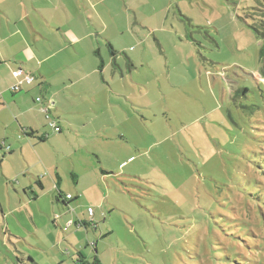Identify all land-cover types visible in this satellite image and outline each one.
<instances>
[{
  "label": "rangeland",
  "instance_id": "obj_1",
  "mask_svg": "<svg viewBox=\"0 0 264 264\" xmlns=\"http://www.w3.org/2000/svg\"><path fill=\"white\" fill-rule=\"evenodd\" d=\"M128 4L92 15L82 130L0 147V264H264V0Z\"/></svg>",
  "mask_w": 264,
  "mask_h": 264
},
{
  "label": "crops",
  "instance_id": "obj_2",
  "mask_svg": "<svg viewBox=\"0 0 264 264\" xmlns=\"http://www.w3.org/2000/svg\"><path fill=\"white\" fill-rule=\"evenodd\" d=\"M118 1H122L128 8V2L144 0H0V126L7 135L10 133L8 144L13 146L6 145L5 138H0V147L4 152L10 154L17 149L18 139L13 138L17 129L26 136V140L21 139L19 143V152L23 154L27 143L36 150L39 144L50 143L49 140H69L77 130H82L86 125L82 122V98L94 100V90L101 89V86L98 82L84 80L90 78V73L94 70H106L98 65L88 72L89 75H82V55H92L95 50H99V54L101 52L100 43L92 38L93 30L98 29L93 26L91 18L95 15V9L98 11L99 5L105 4L109 7L108 11H111V5L114 3L117 6ZM96 23L102 24L99 21ZM119 27L110 21L109 26L101 27L100 31L103 32V28H106L117 36L122 33V28ZM103 39L117 48L115 37L109 39L102 35V41ZM93 58L91 57L88 64L93 62ZM16 68L35 76L33 83L23 84L20 91L11 90L15 83L12 71ZM102 85L108 89L110 95H116L109 84ZM101 90L104 91V87ZM102 91L100 92L103 93ZM38 96H41L39 102L36 101ZM48 104L50 116L58 120L61 128L59 132H54L46 124L42 108ZM66 114L70 116L60 118ZM107 119L113 122L111 117ZM73 150L75 152L77 148L73 146ZM37 156L38 160L29 163L28 167L40 165L41 172L53 167L51 161H47L39 153ZM51 172H54L53 168ZM55 176L57 195L60 192V200L67 205L73 197L67 199L63 196L60 177L58 174ZM36 177L33 176L32 179L43 189L42 183ZM77 181L78 179H74L75 183ZM33 194L36 198L37 194ZM4 229L11 235L7 227Z\"/></svg>",
  "mask_w": 264,
  "mask_h": 264
},
{
  "label": "built area",
  "instance_id": "obj_3",
  "mask_svg": "<svg viewBox=\"0 0 264 264\" xmlns=\"http://www.w3.org/2000/svg\"><path fill=\"white\" fill-rule=\"evenodd\" d=\"M12 76L15 79V83L11 86L12 91H20L22 89L23 84H31L33 83L35 76L31 73L24 72L21 68H16L12 71ZM0 101H1V92H0ZM36 101H41V96L36 97ZM42 111L45 115L46 124L49 128H51L54 132H59L61 130L57 120L49 114V104L46 107L42 108ZM8 149V147H7ZM70 195H67L66 198H70ZM91 214V209L88 210Z\"/></svg>",
  "mask_w": 264,
  "mask_h": 264
},
{
  "label": "trees",
  "instance_id": "obj_4",
  "mask_svg": "<svg viewBox=\"0 0 264 264\" xmlns=\"http://www.w3.org/2000/svg\"><path fill=\"white\" fill-rule=\"evenodd\" d=\"M262 3H263V2H262ZM108 45H109V48L111 49V51L114 53V50H113V48H112V45H111L110 43H108ZM95 53L99 55V50H95ZM101 66H102V64H101ZM28 135H30V133H29ZM31 135H32V134H31ZM38 185L40 186V184H38ZM40 187H41V186H40ZM61 196H62L61 193L58 192V195H57L56 199H57V200H60V199L62 198ZM80 256L82 257L81 254H80ZM81 263H82V261H81ZM93 264H98L97 260H95V262H94Z\"/></svg>",
  "mask_w": 264,
  "mask_h": 264
}]
</instances>
